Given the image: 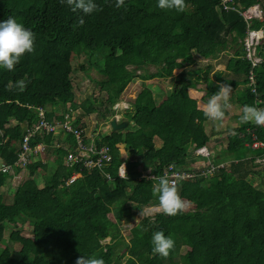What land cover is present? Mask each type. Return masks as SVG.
Returning <instances> with one entry per match:
<instances>
[{"label": "trees", "instance_id": "obj_1", "mask_svg": "<svg viewBox=\"0 0 264 264\" xmlns=\"http://www.w3.org/2000/svg\"><path fill=\"white\" fill-rule=\"evenodd\" d=\"M95 3L98 11L81 16L62 0H0V21L13 17L35 36L33 51L25 53L13 70L0 69V168H6L0 171V264H75L81 255H95L104 264H264V148L251 146L254 137L264 143V126L238 121L216 153L220 141L214 140L213 129L204 131L206 120H212L187 93L199 82L210 91L213 83L207 73L210 65L207 70L192 68L193 55L218 59L220 52L236 46L226 62L229 73L215 72L217 83L226 82L233 90L241 86L236 98L242 109L254 106L256 95L264 100V0H239L234 5L237 10L262 5V21L255 18L250 26L263 30L258 47L262 62L252 70L253 81L242 46L247 25L237 10L224 12L222 0H184L183 11L159 9L156 0H124L119 8L116 0ZM74 56L87 58L86 67L107 78L99 107L94 103L86 112L95 118L113 117L132 79L167 81L175 69L181 71L163 101L157 103L147 87L135 96L123 116L133 131L88 136L81 121L84 114L70 115L85 145L93 142L94 147L110 148L113 161L103 171L78 162L58 164L52 177L39 186L37 171L46 166L32 156L22 182L10 188L12 178L21 172L15 164L25 129L38 121L35 109H43L47 120L61 121L72 102ZM151 66L154 73L146 70ZM87 68L80 66L82 72ZM137 71L144 73L136 75ZM209 91L205 89L204 95ZM224 122L225 118L219 125ZM59 136L36 134L30 147L42 144L43 156L52 153L62 159L75 141L66 134V148H58ZM154 137L161 142L158 148ZM204 146L210 148L213 163L230 165L209 178L178 183V193L189 206L176 216L157 212L145 217L126 241L120 232L123 217L131 215L132 208L142 212L158 207L154 180L140 176L161 177L170 163H184L188 147ZM123 161L127 179L118 176ZM73 174L80 177L66 185ZM109 212L114 220L108 218ZM9 224L14 227L6 235ZM23 224L28 229H22ZM26 230L32 237L24 236ZM156 231L175 241L167 257L152 252Z\"/></svg>", "mask_w": 264, "mask_h": 264}, {"label": "rangeland", "instance_id": "obj_2", "mask_svg": "<svg viewBox=\"0 0 264 264\" xmlns=\"http://www.w3.org/2000/svg\"><path fill=\"white\" fill-rule=\"evenodd\" d=\"M260 6L262 7V5H260ZM235 49H236V46H233L232 49L230 47V48H227L226 51L220 52L218 59L210 58V59L206 60V59H203L202 57H200L198 55H193L191 57V59L194 62V64L192 65V68H194L196 70L198 68H202L204 70H207L208 69L207 66L208 65L211 66V70L209 72H207V73H209V78L213 82L210 91L205 85H202L200 82L198 85L196 83L193 87H191V86L188 87V90H187L189 97L196 100L198 107L204 108V105L207 103L210 96L218 91L217 79L215 77V72L221 71L223 73H229L227 70H225L226 69V62L230 56L232 58ZM87 60L88 59L84 58V57L74 56L72 61H71L73 67H75V70L71 76L74 94H73L71 104L66 105V110L71 115L75 114L76 117L84 114L83 117L81 116V121L83 122V124H82L84 127L83 131L88 136H91L93 134H99L101 132L102 133H105V132L109 133L111 131L110 126H109V122L113 118H116L118 123L125 121L124 117H123L125 109H127V110L130 109V107H131L130 105L133 102L135 96L140 92V90L143 87H147L150 89V91H152V93L154 95V99L157 103L163 101L165 99L166 94L172 92L173 85L177 80V75L181 71V69H175L173 72L172 78H170L167 81H164L161 79H154V80L146 82V80H142L141 78L132 79V81L126 86L124 93L121 96V101H119L117 103V105L115 106L113 117H111L110 114H105L103 117L95 118V114L86 115V112L88 110L92 109V105L94 103H95L94 105L96 107H99V101H97V100H100V97H102V96L105 97V93L100 91V90H101L102 82L105 81L107 78L102 76L97 70H95L93 68L88 69L86 67L87 66ZM179 61H181V60H178V62ZM80 66L87 68L88 71L82 72L80 70ZM131 69L132 68L130 67L129 70H131ZM146 70L148 73H154L155 67L151 66V67H148ZM142 73H144V71H137L135 74L141 75ZM189 79L190 78H188L187 81H190ZM205 89H207L209 91L208 96L204 95L203 91ZM197 90H200V91H197ZM236 94H237V90H233L231 95H230L229 104H228V107L226 108L228 116H224V118H225L224 123H221V125H219V121H213L212 120V121L207 122V120H206V123L204 124V131L206 132V134H208V131H211L213 129L212 131H214V139H216L218 137V135L220 134V138H219L220 139V145H217V149H215L216 153L219 152L220 148L225 146V144H226L225 138L231 132V131L230 132H228V131L230 129L236 128L238 126V121H239V117L242 114V110H241L239 103L237 102ZM204 97H206V98L203 99ZM32 109H34V108H32ZM203 110L205 111V108ZM97 112L101 113L98 109H97ZM59 113L60 112H58L57 114H59ZM62 114H64V113H62ZM82 118H83V120H82ZM130 129H132V126H130L128 129H125V130L120 131V132L121 133L127 132V131H130ZM133 130H135V128H133L132 131ZM65 137H66V135L59 136V141H57V145H56L58 148H65ZM160 143L161 142L159 141V139L157 137H154L155 148L160 147L161 146ZM67 149H69V148H67ZM191 150H192V148L188 147L186 152H190ZM123 156H125V155H123ZM186 157H187V159H190V155H187ZM54 159H55V157L52 153L50 155H45V156L41 155L39 158L35 157L34 162L42 161L46 166L45 169H39V171H37L39 174L37 175L36 179H37L39 186H43V184L45 182L44 178H46V180H48L50 177H52L51 174H52V172H54L56 170V167L58 166V164L64 165V163H65L64 159H60V157H59V158L55 159L56 164H54V162H53ZM136 170L138 172L142 171L141 167H138ZM24 171L17 173L18 175L15 177L16 179L12 178L13 180L10 182L11 183L10 188H16L22 182L23 176L25 175ZM18 176H20V177L17 178ZM6 190L8 191V187L4 190L5 194L8 193ZM7 202H9V199L7 200ZM184 205L189 206L188 203H184ZM157 212L158 213L162 212V210L159 207H151V208H146L144 210V212L141 213V211H138V210L132 208L131 209V215L129 214L128 216L127 215L124 216L122 221H121V224H120V228H121L120 232H121L122 236L124 237V239L126 241L128 240L130 229L137 226L138 223L142 219H144V216L150 215L149 217H152V215L157 213ZM107 215H108V218L110 220H113L112 212H109ZM13 227H14V225L9 224L8 227L6 228L5 234L8 235ZM21 228L22 229H28L26 224H23L21 226ZM24 236L32 237L31 231L29 232V230H26V232L24 233ZM108 241H109V239H106L104 242L107 243Z\"/></svg>", "mask_w": 264, "mask_h": 264}, {"label": "clouds", "instance_id": "obj_3", "mask_svg": "<svg viewBox=\"0 0 264 264\" xmlns=\"http://www.w3.org/2000/svg\"><path fill=\"white\" fill-rule=\"evenodd\" d=\"M62 2L66 3L67 6L69 7V9L73 13H79V14H81V16L91 15L94 12L99 10L98 5L95 3V0H62ZM123 4H124V0H116L115 6L117 8H119ZM236 5H238L237 2H236ZM255 5H259V4H255ZM156 6L162 10L183 11L185 4H184V0H156ZM252 6H254V5H252ZM252 6H250V7H252ZM248 8H246V9H248ZM246 9L238 10V13L242 12ZM262 19H263V16H262ZM262 19L260 21H262ZM243 21H244V19H243ZM80 23L83 24V19L80 20ZM245 23L247 25V28H246L247 36L242 41V46L244 49V58L251 64L250 79L253 81V74H252L253 71L252 70H253V68L258 66L262 62V57L260 55H258V47H260V45L263 42V30L262 29H258V30L252 29L250 27L252 25V22L250 23V25H248L247 22H245ZM249 31L261 33V37L259 38L258 43L254 44V52L250 58L247 56V51L245 50V47H244V43L249 36ZM34 40H35L34 33L30 29H27L22 23L18 22L15 18L9 17L6 20L0 21V69L8 70V71L13 70L15 65H17L19 63L21 57L25 53H31L33 51ZM217 88H218V91L216 93H214L213 95H211L210 98L208 99L207 103L204 105L205 117L208 118L209 120H213V121L223 120V118L225 116L224 109H226L228 107L230 95L233 91L232 87L226 82H218ZM238 88L241 90V86H239V87L237 86V88L235 90H239ZM253 92H255V91H253ZM237 95H238V91H237L236 97H237ZM263 104H264V100H262L257 95L254 96V100H253L254 106L244 105L243 109L241 108L242 114L239 117L240 124L243 125V124L253 123L256 126H264V110L261 109ZM125 110H127V109H125ZM67 112L68 111H66L63 114V119H64L65 114H67ZM45 118H46V116H45ZM52 119L48 120V121L52 122V123H61L63 121V119L61 121H57L54 119V117ZM232 134L235 135V132H233ZM45 135H50V134H45ZM51 135H53V136H55V135L59 136L60 135L61 136L62 134L60 132H57L56 134H51ZM201 149H206L207 151H209V153H211L210 148L208 146L207 147L204 146L201 148L193 147L192 150L188 153V155H190V158H191L192 154H194L196 151H199ZM68 150L69 149H67V151ZM43 152H44V149H43ZM43 152L38 153V155H39L38 158L41 155H43ZM110 152H111V150H110ZM35 155H33L34 159L36 157ZM111 155H112V153H111ZM210 159L212 160L211 154H210ZM187 160L191 161L190 159H187V157H184V163L182 165H179V166H185ZM112 161H113V155H112ZM31 162L32 161L30 160L29 164ZM222 163H227V162H222ZM123 164L126 165V163L124 161L120 162L119 167ZM170 165H173L174 167L178 166V165H175L172 163H170L168 166H170ZM186 166L188 167V165H186ZM18 169H21V172H22V171H24L25 167L24 168H18ZM126 169H127V167H126ZM75 175L78 176L76 179H78L80 177L79 174H75ZM104 176H105V179L107 180L108 183H112V180L110 179V177L108 179V178H106L105 174H104ZM162 176L157 177V181L154 180L153 195L157 198V201H158L157 206L162 210V212L164 214H166L167 216H176L179 212H181L184 209V207H185L184 202L178 193L177 187L175 185H173L168 179H166ZM122 179H127V177L122 178ZM191 182H193V181H191ZM148 208H151V207H148ZM145 209L146 208H144L142 212H144ZM149 216L150 215H148V217ZM145 217H147V216H144V218ZM120 230H121V228H120ZM130 231H131V229H130ZM174 245H175V241L170 236H166L163 231H156L152 234L151 248H152V252L154 254L159 255L161 257H167L169 255L170 251L174 248ZM75 264H104V261L102 258H98L95 255H92V256H82L81 255L75 261Z\"/></svg>", "mask_w": 264, "mask_h": 264}, {"label": "built area", "instance_id": "obj_4", "mask_svg": "<svg viewBox=\"0 0 264 264\" xmlns=\"http://www.w3.org/2000/svg\"><path fill=\"white\" fill-rule=\"evenodd\" d=\"M238 1L239 0H222V10L226 13L236 11L237 8L234 5H236V2ZM239 15L245 22L248 23V25H250L253 19H262L263 10L260 5H254L242 12H239ZM260 37V32L249 31V36L244 43V47L249 58L254 52V44L258 43ZM261 109L264 110V104ZM35 111L38 116V121L33 126L25 129V133L21 141V151L15 164L16 167H26L33 155L43 152L44 148L42 144L36 145L33 149L30 147V141L36 134H56L57 132H60L62 135L70 134L75 141V145L69 148L67 155L63 158L65 166H71L78 162V164H84L90 170H97L101 172L107 165L112 163V155L108 146L97 148L93 146V142H91V145H85L81 136V131L71 125V121L69 120L70 113L65 114L61 123H52L45 118L43 109L37 107ZM252 147L254 149L264 148V143L258 141L254 137ZM190 160L191 161H186V165H188V167L186 165L175 167L173 165L168 166L162 177L168 179L176 186L181 182L195 181L199 178H209L215 174L217 169L228 167L230 165L229 162L219 164L213 163L210 159V153L206 149L196 151L191 155ZM261 162L264 163V156L261 159ZM0 171L1 173L5 172L6 168L2 167L0 168ZM118 176L121 178L127 177L125 164L118 168ZM75 177L77 178L78 176L73 174L71 178L66 181V185L72 183L76 179ZM106 178L109 179V176L106 175ZM140 178L157 181V177L153 175L147 176L142 174Z\"/></svg>", "mask_w": 264, "mask_h": 264}, {"label": "water", "instance_id": "obj_5", "mask_svg": "<svg viewBox=\"0 0 264 264\" xmlns=\"http://www.w3.org/2000/svg\"><path fill=\"white\" fill-rule=\"evenodd\" d=\"M109 126H110V129L112 132H119V131L127 129L129 126V122L123 121L121 123H118L117 119L113 118V119H111Z\"/></svg>", "mask_w": 264, "mask_h": 264}, {"label": "crops", "instance_id": "obj_6", "mask_svg": "<svg viewBox=\"0 0 264 264\" xmlns=\"http://www.w3.org/2000/svg\"><path fill=\"white\" fill-rule=\"evenodd\" d=\"M220 137H217L216 139H214V140H218V141H220V139H219ZM216 143H217V141H215ZM66 148V147H65ZM20 176H18L17 178H19ZM16 179V178H15Z\"/></svg>", "mask_w": 264, "mask_h": 264}]
</instances>
